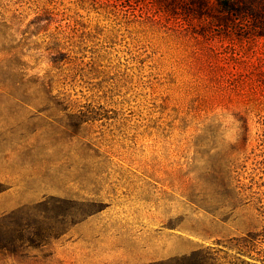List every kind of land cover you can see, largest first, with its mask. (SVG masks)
Segmentation results:
<instances>
[{"label": "rangeland", "instance_id": "374dc122", "mask_svg": "<svg viewBox=\"0 0 264 264\" xmlns=\"http://www.w3.org/2000/svg\"><path fill=\"white\" fill-rule=\"evenodd\" d=\"M249 16L0 0V264H96L80 254L96 236L163 260L261 229L264 35Z\"/></svg>", "mask_w": 264, "mask_h": 264}, {"label": "trees", "instance_id": "16d2710c", "mask_svg": "<svg viewBox=\"0 0 264 264\" xmlns=\"http://www.w3.org/2000/svg\"><path fill=\"white\" fill-rule=\"evenodd\" d=\"M166 8L175 4L196 17H210L218 25L229 27L236 24V15H251L253 35H264V0H160ZM140 264V263H138ZM142 264H264V226L240 235L219 239L215 244L192 249L188 253L153 260Z\"/></svg>", "mask_w": 264, "mask_h": 264}, {"label": "crops", "instance_id": "0c3cea01", "mask_svg": "<svg viewBox=\"0 0 264 264\" xmlns=\"http://www.w3.org/2000/svg\"><path fill=\"white\" fill-rule=\"evenodd\" d=\"M103 238V236L88 237L87 249L86 251L81 250L80 254H86L90 257L89 260L96 264H137L152 260L148 256L145 257L143 254L135 258L132 255L128 256L125 252H123V254L117 253L114 251V247L111 246V242H105ZM92 245L95 247L94 250ZM101 246L103 248H101ZM107 247H109V249H107Z\"/></svg>", "mask_w": 264, "mask_h": 264}]
</instances>
